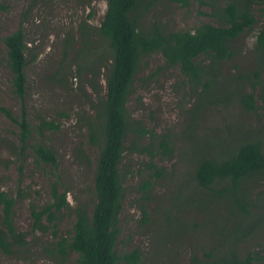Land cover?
<instances>
[{"label": "rangeland", "instance_id": "1", "mask_svg": "<svg viewBox=\"0 0 264 264\" xmlns=\"http://www.w3.org/2000/svg\"><path fill=\"white\" fill-rule=\"evenodd\" d=\"M234 1L190 0L188 8L155 1L147 14L141 15V22L147 29L162 25L171 31L194 32L202 23L220 25L219 10ZM261 1L255 0L253 5L256 19L253 30L234 41L230 60L214 66L218 90L228 88L230 99L223 100V94H216L215 86L205 90L204 79L195 87L178 67L167 66L160 54L142 62L128 111L131 121L134 124L140 121L150 133H131L125 143L130 153L126 152L123 160L127 177L116 246L119 254L137 248L142 253V264H192L193 257L210 261L213 259L210 256L218 257L232 250L242 255L264 254L261 176L242 187L239 202L249 212L243 215L247 218L244 225H238L236 218H226L229 208L223 197H209V192L196 187L192 180L194 159L211 152L216 155L221 152L226 157L229 150L245 140H254L259 131L262 133L259 139L264 142V108L259 116L248 113L235 94L252 92L255 79L250 78H254L256 71L264 85V59H259L255 49L258 33L264 28ZM106 10L107 0H0V37L4 39L22 28L28 44L24 106L33 128L30 145L40 141L52 147L59 162L58 169H53L39 164L30 147L22 150L18 126L0 110V191L17 200L14 225L27 243L13 255L0 250V264H79L74 252L61 259L57 242L73 236L75 210L87 207L92 211L95 201L98 148L91 143L88 119L96 121L98 99L93 83L99 84L104 96L105 69L101 68V74L95 77L82 60L92 59L96 52L100 55L107 49V43H101L100 49L95 47L93 53L79 50L80 27L85 24L100 27ZM94 39L99 40L98 36ZM199 62L202 66L211 65L207 58ZM11 79L2 44L0 108L17 117L21 101L13 93ZM260 93L256 85L257 103ZM43 123L58 128L40 129ZM163 138L169 143L168 154L160 151ZM213 139L219 142L218 147ZM133 145L143 148L141 151L151 148L152 163L162 170L161 176H155L149 168V153L132 152ZM145 180L153 185L143 194L140 186ZM53 184L61 192L67 191L69 208L57 213L54 221L44 217L42 229H34L32 207L41 211L50 204ZM225 186L217 184L214 188ZM143 208L148 214L147 222L143 220ZM239 210L236 204L235 212L239 214ZM1 215L0 208V218Z\"/></svg>", "mask_w": 264, "mask_h": 264}, {"label": "trees", "instance_id": "2", "mask_svg": "<svg viewBox=\"0 0 264 264\" xmlns=\"http://www.w3.org/2000/svg\"><path fill=\"white\" fill-rule=\"evenodd\" d=\"M155 1H166L184 8L190 6V0H107L106 14L100 27L93 28L86 24L80 27L82 46L79 50L86 49L93 53L95 47L100 49L101 43H107V49L102 51L108 50L106 54L101 52L99 55L95 51L92 59L82 60L86 68L90 67L95 77L101 74V68L105 69V94L102 96L99 84L95 81L93 87L98 99L96 121L88 119L91 143L98 148L93 184L95 201L92 211L87 207L75 210L73 236L57 242V253L61 259L74 252L78 255L79 264H142V253L139 249L119 254L116 246L120 236L119 218L126 197L127 176L123 160L125 153H130L125 143L131 133L138 135L150 133L140 121L134 124L128 111L136 75L145 58L160 54L167 66L178 67L195 87L204 79L205 90L215 86L213 90L216 94H223V100L225 97L231 98L228 88L218 90V80L213 77L216 71L214 66L230 60L233 57L234 41L253 30L256 24L253 14L255 0H235L219 10L220 25L202 23L194 32L171 31L162 25L145 28L141 22V15L147 14ZM261 3L264 5V0ZM97 36L99 40L95 42L94 38ZM2 44L5 46L7 65L12 74L13 93L21 101V113L16 117L5 108L0 110L18 126L20 148L24 150L30 147L39 164L58 169V158L52 147L40 141L30 145L33 128L24 106L28 86L25 72L28 65V44L23 29L19 28L4 39L0 37V47ZM255 49L256 55L262 61L264 28L258 33ZM201 58L211 60V65L202 66L199 62ZM253 77L250 78V81L255 79L252 81V92L242 91L235 94L248 113H256L259 116L264 108V85L259 72H254ZM256 85L261 92L256 98L261 104L257 103L254 97ZM46 128L56 129L58 126L43 123L40 129ZM261 134L259 131V134H255L254 140H245L240 146L226 151L228 152L226 157L221 152L217 155L211 152L210 155L194 159L196 167L192 180L195 186L208 191L209 197L211 195L223 197L229 208L226 218H236L238 225H244L247 218L243 215L249 214L239 202L243 185L253 181L256 176H261V180H264V142L263 139H259ZM213 143L218 147V141L213 139ZM142 149L133 145L132 152H148L149 168L155 176H161L162 170L152 163L154 153L151 148H145L146 151H141ZM160 149L162 154L170 153L167 139H162ZM217 184L226 186L216 189L214 186ZM152 185V182L145 180L140 186L142 193H148ZM51 197L52 200L45 209L40 211L32 207L34 229H42L41 221L44 217L49 222L54 221L57 219L55 217L57 213L69 208L67 191L61 192L57 184L52 186ZM16 204L17 200L13 196L0 191L2 211L0 250L6 255L16 254L27 244L24 234L17 231L14 225ZM236 204L240 209L239 214L235 212ZM147 215L146 209L143 208L144 222L148 220ZM53 226L56 228V224ZM242 240L241 238L240 241ZM210 258L213 259L206 261L193 257L192 264H264V254L250 252L242 255L236 250Z\"/></svg>", "mask_w": 264, "mask_h": 264}]
</instances>
